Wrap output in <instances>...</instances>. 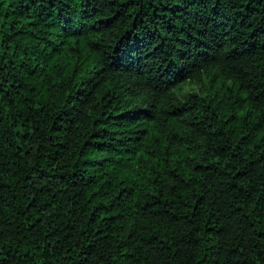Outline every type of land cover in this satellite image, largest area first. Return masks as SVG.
<instances>
[{
	"label": "trees",
	"instance_id": "trees-1",
	"mask_svg": "<svg viewBox=\"0 0 264 264\" xmlns=\"http://www.w3.org/2000/svg\"><path fill=\"white\" fill-rule=\"evenodd\" d=\"M0 264H264V0H0Z\"/></svg>",
	"mask_w": 264,
	"mask_h": 264
},
{
	"label": "rangeland",
	"instance_id": "rangeland-1",
	"mask_svg": "<svg viewBox=\"0 0 264 264\" xmlns=\"http://www.w3.org/2000/svg\"><path fill=\"white\" fill-rule=\"evenodd\" d=\"M184 89L185 90H200V87L198 85H193V84H189V83H186L185 86H184Z\"/></svg>",
	"mask_w": 264,
	"mask_h": 264
}]
</instances>
